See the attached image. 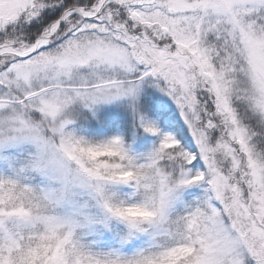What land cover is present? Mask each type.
<instances>
[{
    "label": "snow or ice",
    "instance_id": "snow-or-ice-1",
    "mask_svg": "<svg viewBox=\"0 0 264 264\" xmlns=\"http://www.w3.org/2000/svg\"><path fill=\"white\" fill-rule=\"evenodd\" d=\"M0 264H264V0H0Z\"/></svg>",
    "mask_w": 264,
    "mask_h": 264
}]
</instances>
